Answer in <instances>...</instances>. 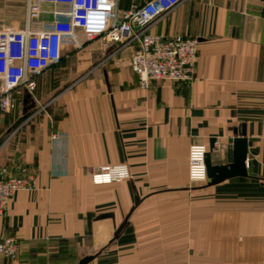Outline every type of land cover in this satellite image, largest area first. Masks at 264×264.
I'll return each instance as SVG.
<instances>
[{"label": "crops", "instance_id": "0c3cea01", "mask_svg": "<svg viewBox=\"0 0 264 264\" xmlns=\"http://www.w3.org/2000/svg\"><path fill=\"white\" fill-rule=\"evenodd\" d=\"M26 1L0 0V27H24ZM152 31L197 39L191 82L142 88L132 48L95 38L64 45L32 95L13 91L0 163L35 178L0 215L18 241L0 264H264V0H183ZM242 132L245 176L189 180L190 145L225 164ZM118 163L126 179L91 181Z\"/></svg>", "mask_w": 264, "mask_h": 264}, {"label": "built area", "instance_id": "2783aa9c", "mask_svg": "<svg viewBox=\"0 0 264 264\" xmlns=\"http://www.w3.org/2000/svg\"><path fill=\"white\" fill-rule=\"evenodd\" d=\"M183 0L131 1L121 9L120 0H27L26 25L0 27V111L15 106L13 91L23 87L33 94L32 75L59 61L64 45L80 47L84 41L101 38L105 42L130 46L129 64L142 88L151 82H191L195 78L197 39L180 34L162 35L152 27ZM49 3L50 8H43ZM208 148L193 144L188 148L187 174L191 182L207 179L205 154ZM129 176L125 163L102 166L91 174L95 184L118 183ZM35 175L25 165L0 163V215L12 195L33 185ZM18 241L0 238V255L14 259Z\"/></svg>", "mask_w": 264, "mask_h": 264}, {"label": "water", "instance_id": "95a60500", "mask_svg": "<svg viewBox=\"0 0 264 264\" xmlns=\"http://www.w3.org/2000/svg\"><path fill=\"white\" fill-rule=\"evenodd\" d=\"M236 134V132H235ZM214 139H210L209 147L213 148ZM228 142H232V161L225 164H212L210 152L205 154V165L207 178H209L208 185L215 184L221 180H224L231 176H245V159H246V140L244 138V133L241 136L230 138ZM92 259L91 255H86L80 258L76 264H87Z\"/></svg>", "mask_w": 264, "mask_h": 264}, {"label": "rangeland", "instance_id": "374dc122", "mask_svg": "<svg viewBox=\"0 0 264 264\" xmlns=\"http://www.w3.org/2000/svg\"><path fill=\"white\" fill-rule=\"evenodd\" d=\"M131 1H133V2H135V3H140V2H142L143 0H131ZM23 9V12L25 13V5L22 7Z\"/></svg>", "mask_w": 264, "mask_h": 264}, {"label": "trees", "instance_id": "16d2710c", "mask_svg": "<svg viewBox=\"0 0 264 264\" xmlns=\"http://www.w3.org/2000/svg\"><path fill=\"white\" fill-rule=\"evenodd\" d=\"M130 3H131V1H130Z\"/></svg>", "mask_w": 264, "mask_h": 264}]
</instances>
